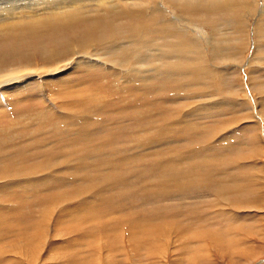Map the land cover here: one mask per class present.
<instances>
[{
    "label": "rangeland",
    "instance_id": "obj_1",
    "mask_svg": "<svg viewBox=\"0 0 264 264\" xmlns=\"http://www.w3.org/2000/svg\"><path fill=\"white\" fill-rule=\"evenodd\" d=\"M147 1L164 4L167 19L176 16L168 1ZM86 6L85 21L52 35L14 31L42 21L49 11L19 9L12 19L5 14L0 65L45 62L51 51L64 53L105 15L95 2ZM133 15L106 17L108 35L96 33L98 42L112 37L116 26L126 25V32L153 22L147 15L136 22ZM259 18L256 13L247 19V31ZM234 25L227 23L232 36ZM163 33L155 30L154 38ZM195 44L206 54L200 66L209 74L194 77L193 87L161 75L126 82L116 71L95 66L59 76L43 71L0 90V170L48 169L0 177V264H264V208L254 201L264 194V118L239 103L247 77L260 82L248 97L252 107L255 98H264V63L254 65L251 76L246 63L216 60L208 44ZM251 51L253 46L244 55L250 58ZM198 231L206 245L200 256Z\"/></svg>",
    "mask_w": 264,
    "mask_h": 264
},
{
    "label": "bare ground",
    "instance_id": "obj_2",
    "mask_svg": "<svg viewBox=\"0 0 264 264\" xmlns=\"http://www.w3.org/2000/svg\"><path fill=\"white\" fill-rule=\"evenodd\" d=\"M120 1L121 0H0V19L6 20L7 18H5V17H7V16H9L8 19H12V18H10V16L11 15L13 16L15 11H17L19 9H21V10H24V9L27 10L28 9L29 10V8H30V9H32V11L33 10L36 11L37 14L38 13L41 14V13H45V12L49 11V13L46 14L45 18H43V19L41 18L42 21L37 22V23H34L35 21L34 22L32 21L33 22V23H31L32 25H30V24H29L30 26L27 25L26 29L23 28V27H25L23 24H22L23 25L22 28H16L14 31L18 32L19 34H21V31H25V32H27V34H32L33 32H36V29H41L42 31L45 30V32L47 31L48 35L57 34V31H56V30H58L57 28H60V31H62V30L68 31L74 25H76L77 23L84 20L83 16H85L87 14L86 12H89L87 10L86 11L84 10V7L85 8L87 7L86 4L88 2H95L96 5L99 7L98 9L102 10L105 14L103 16L99 15L100 17H98L96 19L97 21L96 20L94 21L92 32L91 33L89 32L90 34L88 33V34H84V35L80 36V38H77V39H79V41L73 40V43L69 42L68 49L65 50V52L62 54L58 53V52L51 51V52H49L47 57H46V55H43L46 57L45 62L44 61L40 62L37 60H35L34 62H31V60H29L30 59L29 58V59H26V60H29L26 65L24 63L19 64V65H15V64L6 65V66L0 65V90H3L4 88L6 89V87H11L12 85L17 84L19 79L29 80V79H32L36 76L37 77L41 76V74L43 76L44 73H41L43 71L51 70L50 74H54V75L57 74L58 75V73H63L64 71H66V70L68 71V70L75 68V67L83 70V69H87L90 67L95 68V66L98 68L100 67V69H101V67H102V69L104 67V68L109 69L111 71H114V72L116 71L117 76H119L118 79L121 78V80H124L126 82H132V83L133 82H136V83L137 82L138 83L143 82L144 83V82H148L149 80L153 79L152 76H154V75H157L158 77H159V75H161V76H164L165 78H169L173 81H177L178 83L183 82L185 87H187V86L193 87L192 84H194V82H193L194 77H196L198 75L203 76V75L209 74L208 73L209 71L206 68V66H200V62L203 59V57L205 58L206 54H204L201 51V49L199 48V46H197L195 44V42H197V44H202L204 42L206 44H208L210 46L211 55L216 60L231 59L232 61H235L237 63H246V66L248 67L249 73H251L250 74L251 76L255 72L254 65L261 64V66H262V63H264V1L263 0H165V2L168 1V6L172 10H174V12L176 14V16L174 18H169V19H167L165 16L167 8L164 4L161 7L158 2L152 3V2L147 1V0H143V2H141V3L138 2L139 4L136 3L135 5L133 3H131V4L125 3V4H128V7H129V5L133 6V7H131L132 8V10H131V8H128L127 5L122 4V2H120ZM261 1H263V3H261ZM146 2H148V3L146 4ZM159 2H160V0H159ZM148 4H151V6L148 7L147 6ZM91 5L93 6V4H91ZM90 8L93 9V7H90ZM38 11H40V12H38ZM21 12H23V11H21ZM131 12L135 13L136 16L135 15H133V16L135 18H137L136 22H139L141 20V18L143 16H146V15L150 16V19H153V22H151V20H149V21H146L145 24L140 22L139 25H133L132 26L131 25L132 22L130 23L128 21L127 23L131 26L128 25L130 27V31H126V32H124L126 29L125 27H127L126 25L122 26V27L121 26H116V27L113 26L115 28L113 30L116 33L115 34L113 33L114 35L112 37H109V39H105L103 41L98 42L97 38L95 37L96 33L106 35L108 32L107 28L109 26L106 28V22H105L106 17L112 16V18L114 19V17L119 18L118 17L119 15H123V16L127 15V14L129 15ZM256 13L260 14V18H259V20H257L258 22H256L255 24L253 23L254 24L253 29H251V27H250V29L252 30V37H251V34H250L251 30L249 29L247 31V19H249L250 16H252ZM95 14L97 15V13H95ZM148 14H150V15H148ZM22 16H24V15L22 14ZM30 16H33V15H30ZM42 16H43V14H42ZM86 17L87 16H85V18ZM15 18H17V16ZM117 18H115V19H117ZM20 19H22V18H20ZM89 20H91V19H89ZM117 20H120V18ZM224 20H225V22H224ZM229 21L235 22V25H234L235 26L234 27L235 28V31H234L235 34L233 35L234 37L231 35V33L229 34L227 32V23ZM151 23H153V24H151ZM33 24H35V25L38 24V25L34 26ZM121 24H124V23H121ZM185 25H186V28H189L190 30L196 31L194 33L195 36H192L187 31V29L184 28ZM206 25L212 30L210 33L205 31V29L203 31L202 27L205 28ZM75 28H76V26H75ZM157 29L159 31L160 30L163 31L164 33L162 34V36H158V37L154 38L155 30H157ZM239 31H241V32L245 31V34H243L244 36L238 37L239 33H237V32H239ZM121 33H124V34H121ZM63 36H64V34H63ZM99 37H101V35ZM77 41H78V43H77ZM54 42H57L56 38L54 39ZM250 46L254 47V51H251L253 53L250 55V58H247V56L244 55V51H245V49H248ZM144 51H145V53H144ZM247 59H248V61H246ZM32 60H34V59H32ZM1 66H4V67H1ZM52 66H54V67H52ZM252 69H253V73L251 71ZM18 75H20V76H18ZM67 75L65 77H68ZM109 75H110V73H109ZM261 75H262V73H261ZM117 76L116 77L114 76V78L116 79ZM256 76H258V75H256ZM52 77H53V75H52ZM247 79L250 80V83H248V82L245 83L246 84L244 87L245 88L244 89L245 98L243 97L244 99H242L244 101H239V100L238 101H239V103L240 102L244 103V106H246L245 104H247L248 106L250 105L251 110H253L252 112L257 110L259 114L261 113L260 114L261 116L263 115L262 118H264V98L263 97L262 98H255L256 106L254 108L252 107V104H254V103H252V100L248 98L249 95L251 94V92L256 91V87L258 84L260 85V82L258 84H255V83H253L254 79H252L250 77H247ZM43 80H45V79H43ZM66 80L68 81V79H66ZM160 80H162V79H160ZM251 80H252V82H251ZM35 81H36V79H35ZM228 81H229V79H228ZM58 83H60V82H58ZM224 85H225V83H224ZM12 87H14V86H12ZM261 89H262V87H261ZM200 90L201 89H199V91ZM210 90H212V89H210ZM230 91H232V90H230ZM213 92H215V91L213 90ZM182 95H184V94H182ZM178 97H180V96H178ZM189 97H191V96H189ZM180 101L181 100H179V102ZM236 101H237V99H236ZM231 104L234 105L233 103H231ZM215 106H217V105H215ZM234 107H237V106L234 105ZM255 114H257V113H255ZM78 117H76V118H78ZM258 117H260V116H258ZM80 118H82V117L80 116ZM263 121H264V119H263ZM73 122H74V119H73ZM82 122H84V121H82ZM88 122H90V121H88ZM76 123H77V121H76ZM258 124H259V122H258ZM256 153L258 155V153H260V152H256ZM215 155L217 156V154H215ZM44 168H42L40 170H38L37 167L36 168L33 167L30 169H22V167L21 168H10L8 170L1 169L0 170V177L10 178V179L14 178L15 179L16 177L32 176V175H36V174H39L42 172L43 173L47 172L48 169L46 171H44ZM70 170H72V169H70ZM179 182H181V181H179ZM246 183H248V182H246ZM239 184H241L240 187L241 186L243 187V184L245 186V181L239 182ZM4 186H7V185H4ZM236 190H237V188H236ZM228 194H229V192H228ZM255 198H254V201H256L257 205H259L260 208H264V194H259ZM257 205H255V206H257ZM48 225H49V223H48ZM48 225H47V227H48ZM47 227L44 230V232L42 230L43 234L45 235L44 240H46L47 236H49V233H48L49 228H47ZM217 230H220V229H217ZM46 231H47V233H46ZM204 232H202V233H204ZM209 235H210V233H209ZM189 236H190V234H189ZM216 236H217V234H216ZM210 237H212V236H210ZM191 238H192V236H191ZM194 240L197 243V246H196L198 248L197 249L198 250L197 255L200 256L203 254L202 251L205 249L206 245L202 246V244L200 243L202 241V234L199 231L195 234ZM43 245H44L43 242L40 243V246H43ZM191 248H192V246H191ZM199 249H201V250H199ZM204 254H205V252H204ZM213 256H214V254H213Z\"/></svg>",
    "mask_w": 264,
    "mask_h": 264
}]
</instances>
